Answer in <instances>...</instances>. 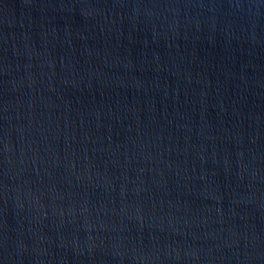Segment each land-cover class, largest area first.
<instances>
[{
    "label": "water",
    "instance_id": "95a60500",
    "mask_svg": "<svg viewBox=\"0 0 264 264\" xmlns=\"http://www.w3.org/2000/svg\"><path fill=\"white\" fill-rule=\"evenodd\" d=\"M0 264H264V0H0Z\"/></svg>",
    "mask_w": 264,
    "mask_h": 264
}]
</instances>
